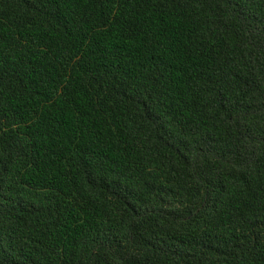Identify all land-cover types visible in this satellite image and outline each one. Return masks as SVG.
<instances>
[{"label": "trees", "instance_id": "trees-1", "mask_svg": "<svg viewBox=\"0 0 264 264\" xmlns=\"http://www.w3.org/2000/svg\"><path fill=\"white\" fill-rule=\"evenodd\" d=\"M0 264H264V0H0Z\"/></svg>", "mask_w": 264, "mask_h": 264}]
</instances>
